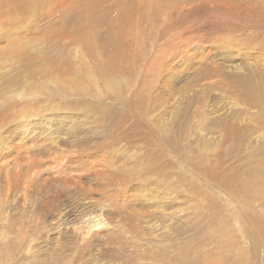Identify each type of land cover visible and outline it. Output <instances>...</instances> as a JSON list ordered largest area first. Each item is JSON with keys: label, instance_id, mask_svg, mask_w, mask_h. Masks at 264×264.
Here are the masks:
<instances>
[{"label": "rangeland", "instance_id": "1", "mask_svg": "<svg viewBox=\"0 0 264 264\" xmlns=\"http://www.w3.org/2000/svg\"><path fill=\"white\" fill-rule=\"evenodd\" d=\"M53 113L74 143L0 159V264H264V0H0V135Z\"/></svg>", "mask_w": 264, "mask_h": 264}, {"label": "bare ground", "instance_id": "2", "mask_svg": "<svg viewBox=\"0 0 264 264\" xmlns=\"http://www.w3.org/2000/svg\"><path fill=\"white\" fill-rule=\"evenodd\" d=\"M234 50L238 51L240 49L235 48ZM232 67H233V65L232 66H229V70L232 69ZM234 68L235 69H233V71H237L239 69V67H237V66H235ZM230 72H232V71H230ZM255 88H257V87H255ZM64 117L65 116L63 114H59V113H53L52 115H45V116H42L40 118H33L32 115H31V117L29 115L27 119H25L23 122H21L20 124H18L19 126L16 129L15 128L12 129V130L9 129V130H7L5 132V134H1L0 135V159H4L5 160L6 158H11V159L14 158L13 163L14 162L16 163V159H17L16 156L18 155L17 153H19L21 150L24 151L25 153H27L26 150L28 149L30 151L32 150L35 153V148H36L35 146L37 144L38 145L41 144L42 147L45 148V150L46 149H52V148H49V147H51V146L53 147L54 145H56L58 143L59 138H61V137H64V139H67L69 141L72 140V143H74V141L77 140L78 135L79 134L82 135V129H80L81 128V125L80 124L79 125H76V124H73V125L66 124L65 123L66 120L64 119ZM48 144L50 146H48ZM27 154H28L27 157H29V155H30L29 158L32 159L31 152H30V154L29 153H27ZM36 157H37V155H36ZM31 161L34 162V160H31ZM64 162H65V160H63L61 158V161H59L58 163H56L54 165V167L57 169V170H53L54 171L53 172L54 173V176L56 174L62 180V177L63 176L66 177V175H69V174L72 175V173L75 172V174L72 175V176L77 177L80 180L81 179V176L80 175H77V174H79V173L80 174H84V173L88 172V173H86L87 174V177H91V179H94L93 178L94 177L93 174L90 173V166L88 165L87 162H81V161L79 162V160H77V162L76 161H72V162L69 161L68 163H64ZM88 162H90V161H88ZM91 162L93 163V161H91ZM11 163H12V161H11ZM21 164H22V161H21L20 165ZM85 164H86L87 167H85ZM69 167H72V169L70 170ZM47 171H48V169H47ZM93 172H95V170ZM40 173H47L46 172V169H42V171H40L36 167H33L32 168V175L35 178ZM54 180L55 181H53V183H52L53 185H54V182H57L58 181L56 177L54 178ZM87 182H89V181H87ZM29 185L31 186V183H29ZM49 185L50 184H48V186ZM41 197L43 199L39 198L37 200L38 203L44 201V203H46V206L53 207L54 211L56 210L57 201L54 202V200H53V198H52L51 195L48 194V196H45L46 199L43 196H41ZM148 198L149 199H152L150 201H153V200L157 199V198L153 199L154 198L153 197V194H149L148 195ZM47 199H48V202H47ZM8 200H10V199H8ZM11 201H13V200H11ZM159 201H161V200H159ZM159 201H157V203H159ZM161 204H164V203H161L160 202V206H161ZM58 215H60V214H58ZM64 217H66V216L65 215H62V216H57L56 215V218L53 219L51 221V223H50L51 231H53V233L56 234L55 236L64 235L65 236L64 238L66 239V241H68L69 243H71L72 245H75V246L77 245V246L81 247V245H85L86 242H87V239L94 232L96 234H98V235L99 234L100 235H104V234H110L112 231H114L112 229L114 227H110L109 226L110 223L109 222L108 223L105 222L106 219H104L103 217L96 216L97 218L94 219L93 223L90 224L89 222L91 220L90 221L88 220L89 222L88 221H85L83 224L80 225L81 227H79V224H78V227H76L74 225L72 226V223H71L72 221L71 220H68L67 218H64ZM76 223H79V222H76ZM81 223H82V221H81ZM251 239L253 241H255L253 235L251 236ZM47 241H50V239L47 240ZM39 248H41V247H39Z\"/></svg>", "mask_w": 264, "mask_h": 264}]
</instances>
